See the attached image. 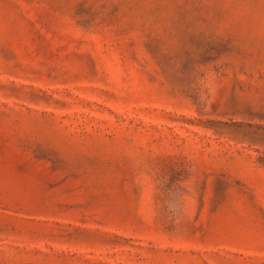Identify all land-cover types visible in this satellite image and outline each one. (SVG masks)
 Masks as SVG:
<instances>
[{
  "label": "rangeland",
  "instance_id": "rangeland-1",
  "mask_svg": "<svg viewBox=\"0 0 264 264\" xmlns=\"http://www.w3.org/2000/svg\"><path fill=\"white\" fill-rule=\"evenodd\" d=\"M0 264H264V0H0Z\"/></svg>",
  "mask_w": 264,
  "mask_h": 264
}]
</instances>
